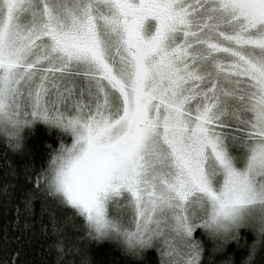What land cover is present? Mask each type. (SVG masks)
Listing matches in <instances>:
<instances>
[{
	"label": "snow or ice",
	"instance_id": "snow-or-ice-1",
	"mask_svg": "<svg viewBox=\"0 0 264 264\" xmlns=\"http://www.w3.org/2000/svg\"><path fill=\"white\" fill-rule=\"evenodd\" d=\"M36 121L58 146L23 203L59 264L69 225L125 264H217L264 238V0H0V122Z\"/></svg>",
	"mask_w": 264,
	"mask_h": 264
},
{
	"label": "trees",
	"instance_id": "trees-1",
	"mask_svg": "<svg viewBox=\"0 0 264 264\" xmlns=\"http://www.w3.org/2000/svg\"><path fill=\"white\" fill-rule=\"evenodd\" d=\"M49 127L45 122L36 121L26 128L24 146L18 150H13L0 136V185L9 186L7 191L0 190V264H59L57 253L50 246L52 237L42 229V225L48 223L47 215L42 216L38 206L29 213L23 203L24 194L31 187L22 168L23 162L32 154L38 170L46 162L48 146H58L57 129L49 130ZM253 241L257 250L253 257L255 264H264V238L259 233L243 231L239 242H228L217 264L225 260H230L231 264H245ZM64 244L63 264H81L82 258H90L91 264H125L111 241L89 239L80 227L69 225ZM159 259V255H155L151 264H159Z\"/></svg>",
	"mask_w": 264,
	"mask_h": 264
},
{
	"label": "clouds",
	"instance_id": "clouds-1",
	"mask_svg": "<svg viewBox=\"0 0 264 264\" xmlns=\"http://www.w3.org/2000/svg\"><path fill=\"white\" fill-rule=\"evenodd\" d=\"M31 125H22L18 129L6 128L3 122H0V136H3L13 150H18L24 146L25 129ZM11 133V134H10Z\"/></svg>",
	"mask_w": 264,
	"mask_h": 264
},
{
	"label": "rangeland",
	"instance_id": "rangeland-1",
	"mask_svg": "<svg viewBox=\"0 0 264 264\" xmlns=\"http://www.w3.org/2000/svg\"><path fill=\"white\" fill-rule=\"evenodd\" d=\"M43 122V121H42ZM46 123V122H45Z\"/></svg>",
	"mask_w": 264,
	"mask_h": 264
}]
</instances>
